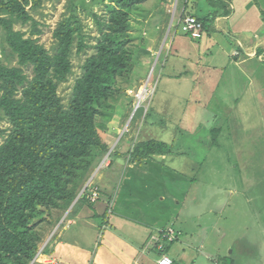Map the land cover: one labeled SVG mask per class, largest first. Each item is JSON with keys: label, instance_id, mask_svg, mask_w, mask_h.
I'll return each mask as SVG.
<instances>
[{"label": "rangeland", "instance_id": "obj_1", "mask_svg": "<svg viewBox=\"0 0 264 264\" xmlns=\"http://www.w3.org/2000/svg\"><path fill=\"white\" fill-rule=\"evenodd\" d=\"M183 1L147 0L130 12L131 68L95 116L98 136L108 149L92 161L70 206L45 210L42 221H34L40 240L31 263L46 253L62 222L81 209L95 215L92 206L78 202L90 186L108 194V210L125 207L127 223L155 225V236L172 229L178 239L189 241L195 255L210 256L208 264H264V57L233 64L232 57L219 56L220 47H237L227 29L203 28L202 40L192 41L181 31L190 14L182 12ZM110 5V0H40L38 6L26 7L49 55L56 51L53 32L60 23L69 21L77 28L71 72L56 89L64 110L85 60L95 53L101 34L96 20H107ZM13 28L27 34L31 30L30 24L15 23ZM173 40L177 48L195 49V59L190 64L172 50L162 71ZM79 43L85 46L81 52ZM0 62L19 67L2 30ZM194 65L202 69L198 80L190 73ZM22 70L31 81L32 66ZM0 117V130L6 131L0 135L1 147L11 126ZM149 141L164 143L168 155L131 156L136 144ZM244 244L247 253L240 248Z\"/></svg>", "mask_w": 264, "mask_h": 264}, {"label": "trees", "instance_id": "obj_2", "mask_svg": "<svg viewBox=\"0 0 264 264\" xmlns=\"http://www.w3.org/2000/svg\"><path fill=\"white\" fill-rule=\"evenodd\" d=\"M145 1L110 0L107 20H96L101 34L95 53L85 60L64 110L56 89L71 72L69 56L77 28L69 21L60 23L53 32L56 51L49 55L38 42V23L26 11L40 0H0V30L19 66L9 68L0 62V115L11 126L0 147V264L32 262L40 240L34 221L41 222L45 210L70 206L92 161L107 151L98 136L95 116L101 113V104L117 92V80L131 68L129 14ZM221 10L227 7L222 4ZM194 17L207 30L215 14ZM15 23L30 24L29 34L14 30ZM84 47L79 43L77 51ZM28 65L32 66L31 81L22 70ZM5 133L0 130L1 136ZM152 155H168L166 145L143 142L131 151L137 159ZM90 190V186L84 190L78 200L81 205L95 203L88 199ZM96 190L99 198L100 190Z\"/></svg>", "mask_w": 264, "mask_h": 264}, {"label": "crops", "instance_id": "obj_3", "mask_svg": "<svg viewBox=\"0 0 264 264\" xmlns=\"http://www.w3.org/2000/svg\"><path fill=\"white\" fill-rule=\"evenodd\" d=\"M213 1L217 4H211ZM222 4L227 7L226 11L222 12ZM182 12L199 18L215 14L212 28H217L221 33H227L225 31L227 29L237 45L236 49L220 47L218 55L232 57L233 64H243L247 59L264 57V0H187ZM202 38L203 34L199 38L190 39L196 41ZM219 41L225 46V41L217 36V42ZM177 47L174 40L169 42L165 50L167 56L161 67L162 71L165 69L168 57L172 55V50L174 55H177L176 58L182 55L190 64L193 63L190 58L194 61L195 49L188 50L184 45ZM201 70L194 65L190 73H195L198 80ZM194 85H197V82L194 81ZM108 198L105 191L103 193L100 191L99 198L92 205L94 216H90V211L81 209L72 219L61 221L55 231L54 240L44 249L46 253L43 252L35 262L37 264H157L161 254L151 242V238L156 234L154 230L156 226L147 227L146 223L136 226L127 223L129 219L126 208L119 207V212L108 210ZM83 208L90 210L87 207ZM94 230H98V234ZM240 248L245 249L247 253V244ZM194 250L189 241L182 240L181 237L171 243L166 242L163 255L169 258L172 264H183L180 261L184 264H208L212 261L210 256L195 255Z\"/></svg>", "mask_w": 264, "mask_h": 264}, {"label": "built area", "instance_id": "obj_4", "mask_svg": "<svg viewBox=\"0 0 264 264\" xmlns=\"http://www.w3.org/2000/svg\"><path fill=\"white\" fill-rule=\"evenodd\" d=\"M182 31L185 35L189 36L190 38H199L203 31V25L193 16H187L182 21ZM98 198V192L96 189L90 190V196L88 199L91 202H95ZM177 239V234L172 229H166L163 232L159 233L158 235L151 238V242L156 247V249L161 254L157 264H172L171 260L163 255L164 252V244L171 243ZM39 254L34 262L40 257ZM37 262V261H36ZM54 264V263H50Z\"/></svg>", "mask_w": 264, "mask_h": 264}, {"label": "bare ground", "instance_id": "obj_5", "mask_svg": "<svg viewBox=\"0 0 264 264\" xmlns=\"http://www.w3.org/2000/svg\"><path fill=\"white\" fill-rule=\"evenodd\" d=\"M141 93V92H140ZM142 93H143V91H142ZM143 98V95L141 96V95H139V100H141Z\"/></svg>", "mask_w": 264, "mask_h": 264}, {"label": "water", "instance_id": "obj_6", "mask_svg": "<svg viewBox=\"0 0 264 264\" xmlns=\"http://www.w3.org/2000/svg\"><path fill=\"white\" fill-rule=\"evenodd\" d=\"M84 190H85V188H84Z\"/></svg>", "mask_w": 264, "mask_h": 264}]
</instances>
